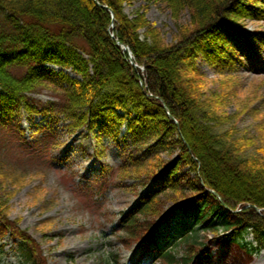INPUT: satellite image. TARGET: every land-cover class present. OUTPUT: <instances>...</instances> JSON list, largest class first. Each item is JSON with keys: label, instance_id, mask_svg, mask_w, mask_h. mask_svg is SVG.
I'll use <instances>...</instances> for the list:
<instances>
[{"label": "trees", "instance_id": "1", "mask_svg": "<svg viewBox=\"0 0 264 264\" xmlns=\"http://www.w3.org/2000/svg\"><path fill=\"white\" fill-rule=\"evenodd\" d=\"M127 1L0 0V126H11L8 119L24 109L115 141L125 128L121 164L104 172L118 187L124 180L141 187L121 213L117 238L125 248L141 242L133 264L146 255L152 264L202 260L209 251L201 233L249 255L264 252V155L235 127L217 130L233 117L222 112V96L206 94L207 77L192 58L205 49L220 73L231 72L235 38L251 58L253 40L264 42V34L248 35L235 23L264 20V0H152L175 23L188 14L171 44L144 11L128 17ZM49 65L77 78L63 72L51 78ZM45 91L52 99L43 104L32 97ZM45 160L31 163L46 167ZM15 171L0 162V241L14 240L19 264H47L36 240L9 218L8 201L29 177Z\"/></svg>", "mask_w": 264, "mask_h": 264}, {"label": "rangeland", "instance_id": "2", "mask_svg": "<svg viewBox=\"0 0 264 264\" xmlns=\"http://www.w3.org/2000/svg\"><path fill=\"white\" fill-rule=\"evenodd\" d=\"M138 11H144L146 20L160 30L169 44L175 42L179 26L188 22V14L183 13L175 23L169 12L152 0H128L124 5V13L130 18ZM235 24L248 35L264 34V20L248 18ZM235 44L237 46L228 48V58L232 59L236 70L220 73L210 63L205 49L196 50L192 55L193 63L207 77L206 94L222 96V112L233 117L217 130L235 127L246 138H251L255 154L263 156L264 42L253 40L250 59L244 55L246 48L242 40L235 38ZM83 57L88 60L87 56ZM49 68L51 78H58L60 72L77 78L62 67L49 65ZM32 97L42 104L52 99L46 91ZM31 108L37 106L33 104ZM8 122L18 132L14 150L22 160L33 152L46 153L43 157L46 167L34 163H2L7 169L15 168L19 177L29 176L8 201L9 218L19 220L20 229L36 240L47 264H133L141 254L139 245L132 243L125 248L117 238L123 235L120 214L135 204L141 187L133 188L132 180H124L118 187L117 181L107 173L100 175L104 168L120 165L119 155L129 141L125 128L121 130L119 141H115L103 138L97 131L86 135L85 130L71 128L60 117L29 113L24 109L17 111ZM161 156L167 158L165 153ZM42 172L44 177H41ZM104 177L105 180H101ZM99 181L104 184L102 188L97 186ZM3 189L1 194L5 198L11 187ZM199 236L207 243L210 254L194 264H264L263 252L249 255L235 243L222 242L211 234ZM13 242L9 235L0 241V264H19ZM1 244H5L4 247Z\"/></svg>", "mask_w": 264, "mask_h": 264}, {"label": "snow or ice", "instance_id": "3", "mask_svg": "<svg viewBox=\"0 0 264 264\" xmlns=\"http://www.w3.org/2000/svg\"><path fill=\"white\" fill-rule=\"evenodd\" d=\"M18 137V132L11 126H0V162H14L17 165L23 163H42L45 152H33L31 161H25L15 152V141Z\"/></svg>", "mask_w": 264, "mask_h": 264}, {"label": "water", "instance_id": "4", "mask_svg": "<svg viewBox=\"0 0 264 264\" xmlns=\"http://www.w3.org/2000/svg\"><path fill=\"white\" fill-rule=\"evenodd\" d=\"M122 49H124L128 53L129 57H131L130 52L125 47L122 46Z\"/></svg>", "mask_w": 264, "mask_h": 264}]
</instances>
